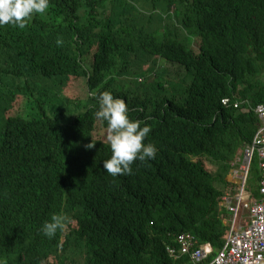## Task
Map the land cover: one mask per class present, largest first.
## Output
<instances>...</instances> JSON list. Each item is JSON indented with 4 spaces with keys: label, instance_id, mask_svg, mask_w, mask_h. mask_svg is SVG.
Here are the masks:
<instances>
[{
    "label": "trees",
    "instance_id": "1",
    "mask_svg": "<svg viewBox=\"0 0 264 264\" xmlns=\"http://www.w3.org/2000/svg\"><path fill=\"white\" fill-rule=\"evenodd\" d=\"M103 91L151 129L156 158L130 175L104 170ZM259 105L264 0H50L24 28L0 27V260L187 264L168 252L182 234L221 249L220 199ZM53 214L69 221L48 238Z\"/></svg>",
    "mask_w": 264,
    "mask_h": 264
},
{
    "label": "built area",
    "instance_id": "2",
    "mask_svg": "<svg viewBox=\"0 0 264 264\" xmlns=\"http://www.w3.org/2000/svg\"><path fill=\"white\" fill-rule=\"evenodd\" d=\"M223 103L228 105L229 101ZM255 112L260 120L259 129L252 143L243 150L244 159L239 170L234 172L239 187H229L220 199V207L231 217L224 246L215 251L211 244L182 234L179 247L168 248L172 257L189 256L191 262L187 264H264V105H259ZM255 158L260 161L263 172L260 199H250L246 195L248 174ZM243 212L245 218L241 216Z\"/></svg>",
    "mask_w": 264,
    "mask_h": 264
},
{
    "label": "clouds",
    "instance_id": "3",
    "mask_svg": "<svg viewBox=\"0 0 264 264\" xmlns=\"http://www.w3.org/2000/svg\"><path fill=\"white\" fill-rule=\"evenodd\" d=\"M50 5V0H0V27L5 25H13L24 28L26 22L34 15L45 14ZM59 44L60 41L58 40ZM95 96L96 93H93ZM98 110L95 112L97 120L106 122L107 136L106 140L111 150V157L104 160V170L112 177L118 175H130L132 173L131 165L136 161L154 160L157 155V148L152 143H144L145 138L150 133L149 126H141L139 120H132L129 117V108L124 99L114 97L109 91L100 92L98 97ZM88 149L95 147V142L86 146ZM244 155V154H243ZM243 161V160H242ZM232 163L233 181L229 182V187L238 188V178L234 176V172L238 171L243 162ZM240 166L238 167V165ZM251 169V166H250ZM250 171L248 174L246 192L249 190ZM263 178L260 179V185ZM259 185V192H260ZM226 190V191H227ZM225 191V193H226ZM224 193V194H225ZM223 194V195H224ZM250 199L253 198L252 193ZM223 211V209L221 208ZM69 221L64 214H53L50 220L46 221L41 232L48 238L55 237L58 231H63ZM0 264H6V261L0 260Z\"/></svg>",
    "mask_w": 264,
    "mask_h": 264
},
{
    "label": "rangeland",
    "instance_id": "4",
    "mask_svg": "<svg viewBox=\"0 0 264 264\" xmlns=\"http://www.w3.org/2000/svg\"><path fill=\"white\" fill-rule=\"evenodd\" d=\"M180 28V27H179ZM186 33V32H185ZM187 34V33H186ZM162 64V65H161ZM160 67L159 68H161V67H163L164 69H166V67L164 66L165 64H164V62H160ZM147 66H144V68H146ZM43 84L44 85H47L48 83H47V80H43ZM258 162V167H259V169L262 171V169H261V165H260V161L258 160V159H255V161H254V163L253 164H255V163H257ZM240 166V164L238 165V167ZM233 173V170L232 169H230V171H229V173H228V175H231ZM227 175V176H228ZM254 182V179H251V175H250V184H252ZM227 190V189H226ZM225 190V191H226ZM246 195H251V193H249V192H246ZM221 208V207H220ZM242 218H245L246 217V214H245V212H243L242 213ZM222 219H223V223H224V225H225V227H226V229H228L229 228V225H230V219H231V217H230V215L224 210V211H222ZM75 258H76V260H75V262L77 263V264H84V258L81 256V255H78V256H75Z\"/></svg>",
    "mask_w": 264,
    "mask_h": 264
},
{
    "label": "crops",
    "instance_id": "5",
    "mask_svg": "<svg viewBox=\"0 0 264 264\" xmlns=\"http://www.w3.org/2000/svg\"><path fill=\"white\" fill-rule=\"evenodd\" d=\"M244 159V155H243V152H241V153H239V155H238V157H237V159L235 160V162H237V161H239V162H241L242 160ZM262 177V176H261ZM233 176L232 175H228L227 176V180L229 181V182H232L233 181ZM260 183V180H259V182H258V185H257V187H256V190H255V188L253 187V188H251V187H249V191L252 193V196H253V198H259V197H261V195H260V192H259V184ZM249 186H250V180H249ZM253 190L254 191H258V195H256L254 192H253Z\"/></svg>",
    "mask_w": 264,
    "mask_h": 264
}]
</instances>
